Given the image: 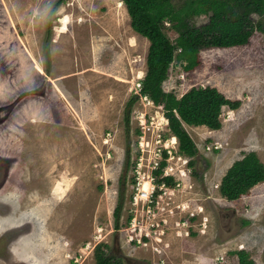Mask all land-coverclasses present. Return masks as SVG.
Returning <instances> with one entry per match:
<instances>
[{"label": "rangeland", "instance_id": "1", "mask_svg": "<svg viewBox=\"0 0 264 264\" xmlns=\"http://www.w3.org/2000/svg\"><path fill=\"white\" fill-rule=\"evenodd\" d=\"M210 13L204 5L189 16L200 25ZM148 46L121 0H0V264H96L101 252L120 264H159L167 254L185 264L225 254V264H237L240 250L264 264V181L235 201L219 194L221 178L243 155L264 165V31L244 45L201 50L189 72L177 53L163 83L177 97L209 86L240 101L208 126L183 124L198 152L189 197L207 214L206 234L168 236L169 248L154 258L114 228L127 143L131 153L137 133L134 111L155 109L137 95ZM134 95L127 138L124 110ZM130 177L129 167L120 224Z\"/></svg>", "mask_w": 264, "mask_h": 264}, {"label": "trees", "instance_id": "2", "mask_svg": "<svg viewBox=\"0 0 264 264\" xmlns=\"http://www.w3.org/2000/svg\"><path fill=\"white\" fill-rule=\"evenodd\" d=\"M126 8L131 29L149 42L144 76L140 80L139 93L146 95L155 104L163 105L172 134L178 140L182 154L193 158L195 164L197 149L191 143L183 124L188 126H208L217 118L223 107L236 109L239 100H230L214 87H191L177 97L173 92H164L163 83L167 79L170 65L176 54L185 61V72L199 65V52L203 49L228 48L244 45L256 31L264 27L253 18L264 17V0H121ZM207 5L210 15L207 22L197 25L189 14L197 7ZM170 32L175 37H170ZM134 95L126 104L124 124L126 137L130 129V116ZM130 146L127 143L121 188L113 211L114 228L119 229L125 199V182L130 167ZM194 176L199 177L194 171ZM264 181V165L253 153L243 155L233 162L219 185V194L228 201L238 200L252 187ZM133 182L130 179V183ZM120 225V226H119ZM105 247V245H103ZM237 264H254L244 250L236 251ZM96 264H120L110 252H101Z\"/></svg>", "mask_w": 264, "mask_h": 264}, {"label": "built area", "instance_id": "3", "mask_svg": "<svg viewBox=\"0 0 264 264\" xmlns=\"http://www.w3.org/2000/svg\"><path fill=\"white\" fill-rule=\"evenodd\" d=\"M138 97L153 112L134 111L136 138L130 153L131 192L127 198L125 225L121 226L127 245L151 251L159 256L169 248L168 236L181 240L195 239L206 233L207 214L191 200L194 193L193 169L190 158L179 150V143L169 126L163 105L155 104L146 95ZM164 90V89H163ZM161 110L162 114L158 115ZM149 254V253H148ZM209 260L225 264L221 254ZM159 264H185L168 254Z\"/></svg>", "mask_w": 264, "mask_h": 264}, {"label": "bare ground", "instance_id": "4", "mask_svg": "<svg viewBox=\"0 0 264 264\" xmlns=\"http://www.w3.org/2000/svg\"><path fill=\"white\" fill-rule=\"evenodd\" d=\"M60 21H61V23L63 24L62 29H66L67 27H65V25H66V23H67V19H61ZM40 71H41V70H40Z\"/></svg>", "mask_w": 264, "mask_h": 264}, {"label": "flooded vegetation", "instance_id": "5", "mask_svg": "<svg viewBox=\"0 0 264 264\" xmlns=\"http://www.w3.org/2000/svg\"><path fill=\"white\" fill-rule=\"evenodd\" d=\"M192 167H193V166H192ZM192 169H193V168H192ZM205 234H206V233H205ZM205 234H204V235H205ZM3 241H4V239H1V245L3 244ZM2 246H3V245H2Z\"/></svg>", "mask_w": 264, "mask_h": 264}]
</instances>
